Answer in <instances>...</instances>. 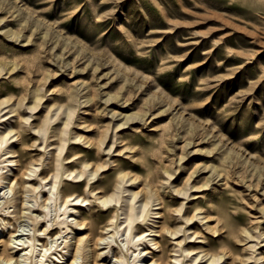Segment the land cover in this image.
Returning <instances> with one entry per match:
<instances>
[{
    "label": "rangeland",
    "instance_id": "rangeland-1",
    "mask_svg": "<svg viewBox=\"0 0 264 264\" xmlns=\"http://www.w3.org/2000/svg\"><path fill=\"white\" fill-rule=\"evenodd\" d=\"M8 128L0 149L12 154L0 151V174L10 179L25 180L31 166L39 174L52 159L63 167L100 161L80 189L88 198L81 212L96 222L88 240L109 223L96 200L104 188L89 190L97 178L115 176L122 198L138 192L135 209L145 207L137 232L150 235L132 247L130 231L116 228L112 250H96L107 254L100 263L122 264L123 256V264H146L149 255L138 252L160 240L150 230L165 211L179 232L165 233L164 257L189 262L187 247L220 254L213 264H228L226 251L234 264H264V0H0V136ZM35 173L22 193L15 180H0L4 242L14 230L31 237L34 222L59 230L64 207ZM9 200L30 210L18 213ZM68 212L73 231L57 244L78 235L77 214ZM94 250L84 248L88 261L77 263L91 264Z\"/></svg>",
    "mask_w": 264,
    "mask_h": 264
},
{
    "label": "bare ground",
    "instance_id": "bare-ground-1",
    "mask_svg": "<svg viewBox=\"0 0 264 264\" xmlns=\"http://www.w3.org/2000/svg\"><path fill=\"white\" fill-rule=\"evenodd\" d=\"M12 128H8L3 132V135L0 136V145L4 142L7 143V138L9 139V135L12 132ZM14 136V135H13ZM11 138V137H10ZM70 148V147H69ZM0 151L4 152V154H12V151L10 150V146H4L3 149H0ZM93 152V151H89ZM66 156V155H65ZM7 158H10V156H7ZM66 160V157H65ZM5 161L8 162H14V160L7 159ZM63 159H52L48 163V168L45 171H41L39 174L35 173V166H31L28 168L27 172L24 174L26 175V178H19L16 180V177H13V179L8 178L7 176H4L0 174V180L7 179L10 183H12L14 180L15 185H18V193L26 192L28 190H25V186L28 185L31 187V181L32 178H28L33 173H35V177H40L41 181H44L43 186H48V193L51 194L54 190L56 191V195L58 196V203L64 207V211L59 214L58 220L55 222V227H59V230L51 233L54 231L53 227H49L47 224L46 226L43 225L40 228H37V223L34 222L35 226L33 229V235L29 237V235H26V237H22L24 234H17L18 230H14L13 232H8V239L4 242L3 240H0V264H78L77 259L85 258L86 261H88V256L84 252V248L92 247L95 249L91 255H89V262L91 264H102L98 260L100 257H107V254L104 252V250L96 251L99 249V246L101 244H106L109 250H112V242L109 240V238L113 237L117 234L116 228L123 229L124 233H127L128 231V238L129 242L128 244L132 243V247H139V245L144 242L145 237L149 236V234H146L145 232H137L139 229V224L136 222L137 216L140 217L141 214L144 211V203H140L138 205V211L135 209L134 201L137 197L138 192H130V195L128 197L122 198L120 196L119 190L117 189V178L115 176L106 178V179H98L95 180L90 186L89 190L91 192H95L96 183H98L97 186H101L104 188L102 191H97V197L96 200L99 201L100 205L105 207L108 211L109 216V223L103 228L102 234L98 235L93 240H88L89 234L87 235V232L93 230V226L95 225V218H93L91 215H85L81 212V207L83 203L88 201V198H86L83 193H81L80 189L88 185L90 181V177H93L96 175V173L102 168V165H100L99 160L90 159L89 157H84L83 159L79 160L78 164L73 163L72 165H65V167L62 166ZM71 162V161H70ZM69 164V163H68ZM80 165V166H77ZM100 165V166H99ZM89 167V173L87 176H85L84 168ZM9 170V169H8ZM104 170L101 171L100 174H102ZM42 173H47L45 177H41ZM124 169L121 167L117 168V174H123ZM64 174L65 178L62 180V175ZM40 183V182H39ZM56 183H59V187H56ZM41 184V183H40ZM42 186V185H41ZM38 187L33 186L32 190H36ZM52 200L51 195L46 196L43 199V203L37 204L39 207H45L48 202ZM57 202V201H56ZM13 204L12 200L7 201V205ZM119 204L118 207H116V204ZM115 205V206H114ZM17 208L16 205L13 204ZM86 206V205H85ZM19 209V210H18ZM30 210L29 207H19L16 211L18 213H21V211H27ZM68 211H73L77 214V218H75V230H77V234L75 235V242L74 244H70L65 239L61 242L63 243V246L61 247V250L64 251V254H61V257H53L57 251L61 253V250H58L61 243L57 244V237H61V234L63 232H66L67 230L73 231V227L71 226V221L68 220V217H71L72 214ZM120 211V212H119ZM43 212V211H42ZM24 213V212H23ZM140 214V215H138ZM3 215V214H2ZM45 216V215H44ZM119 216H122L123 221L117 223V219ZM171 214L169 212L163 211L162 213V219L163 222L161 223L158 230H150V232H157L158 233V239L156 237H151L147 241L152 246L151 248L157 250V253L153 252V249L148 247V250L146 251L144 248H142L138 254H141L143 251L145 254L149 255V259L146 261V264H193L198 261V259H205L201 264H213L220 260L222 256L220 254L214 253L212 251H205L204 253L200 251L197 254H191L192 249H189L187 247L182 248L181 251L184 252V257L186 258L189 256V262L187 260L182 261L180 258V255H174V257L171 256H163V253L165 251V245L167 244V238H166V232L171 234L172 236L178 234L179 230L172 229L170 218ZM2 221L3 226L6 227V225L9 224L8 221L5 222L4 219L0 218ZM74 220V219H73ZM97 225V224H96ZM132 225V226H131ZM1 226V225H0ZM131 226V227H130ZM55 228V229H56ZM1 227H0V234H1ZM43 232L44 238H46L45 242H40L39 234L37 233ZM193 237L191 235L188 236ZM93 241V242H91ZM91 243V245H89ZM224 245V244H223ZM222 245V246H223ZM104 246V245H103ZM221 246V245H220ZM226 246H224V249ZM220 249V248H219ZM228 249V248H226ZM122 249L120 248L119 252L121 253ZM127 252L131 253V255L136 254V249H133L131 251V246L127 245ZM180 251V252H181ZM231 251V250H230ZM175 252H177L175 250ZM228 255L230 256V261L228 264H234L233 259L234 256L231 252H228ZM65 254H69V258L65 260ZM115 256V255H113ZM121 263H124L123 256H120L118 258ZM172 260V261H171ZM85 261L84 264H87ZM66 262V263H65Z\"/></svg>",
    "mask_w": 264,
    "mask_h": 264
}]
</instances>
